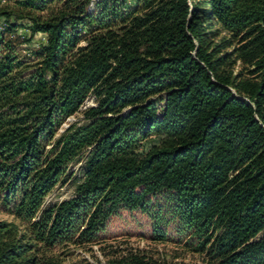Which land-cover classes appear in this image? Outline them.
<instances>
[{"label": "trees", "instance_id": "1", "mask_svg": "<svg viewBox=\"0 0 264 264\" xmlns=\"http://www.w3.org/2000/svg\"><path fill=\"white\" fill-rule=\"evenodd\" d=\"M3 16L48 40L33 65L0 53V205L19 221H0V264H66L56 248L98 244L162 190L212 264H264V0H15ZM87 153L75 195L45 208Z\"/></svg>", "mask_w": 264, "mask_h": 264}, {"label": "rangeland", "instance_id": "2", "mask_svg": "<svg viewBox=\"0 0 264 264\" xmlns=\"http://www.w3.org/2000/svg\"><path fill=\"white\" fill-rule=\"evenodd\" d=\"M96 1V0H93ZM15 0H0V9L13 5ZM138 0H126L127 7H134ZM93 4L91 5V10ZM43 14H47L44 12ZM36 15H40L39 13ZM34 15V16H36ZM31 19H15L14 16L0 19V53L12 54L26 64L37 62L36 52L47 44V36L33 34ZM227 33L221 32L216 41L222 40ZM4 47V48H3ZM228 51L231 48L227 49ZM245 68H247L245 70ZM250 66L238 61L233 70L237 74L243 71L246 77ZM30 69L27 73H31ZM95 98H90L82 111L95 107ZM83 119L82 112L69 118L62 129L60 136L69 124ZM160 138L153 136L146 144L145 149L158 145ZM88 153L73 162L65 179L45 199L44 207L48 208L69 200L75 195L76 187L84 178ZM141 191V190H139ZM173 193L166 190L150 194L144 203L136 208L121 207L108 220L98 244L75 247L63 246L56 248L53 255L58 256L66 264H83L85 261L105 263L108 260L130 253H139L154 260L158 264H212L210 257L194 250L193 239L175 215ZM0 221H9L19 224L14 216L10 215L0 205ZM264 237V232L260 238Z\"/></svg>", "mask_w": 264, "mask_h": 264}]
</instances>
